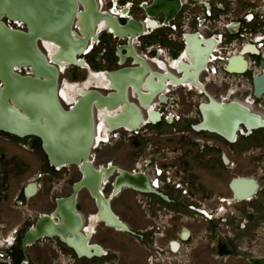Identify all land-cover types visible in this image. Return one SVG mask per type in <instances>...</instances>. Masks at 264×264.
<instances>
[{
	"label": "rangeland",
	"instance_id": "374dc122",
	"mask_svg": "<svg viewBox=\"0 0 264 264\" xmlns=\"http://www.w3.org/2000/svg\"><path fill=\"white\" fill-rule=\"evenodd\" d=\"M201 1L184 2L173 28L162 27L135 39L136 51L149 58L164 60V57L167 61L180 54L185 33L204 30L203 33L210 36L221 31L227 37L233 36L229 31L235 28L236 20L223 16L220 22L226 23L228 29L218 25L216 5H230L232 0ZM206 3L208 7L203 6ZM232 3L238 5V8L231 6L237 11L249 9L251 5L249 0ZM261 8L264 10L263 6ZM141 14L137 9L131 13L137 19L142 18ZM6 24L23 30L22 25ZM259 35L253 33L254 38ZM98 38L89 54L90 68H117L114 51L123 40L105 31ZM248 40L244 39V44L249 43ZM156 45L159 46L155 48ZM38 46L49 56L52 49H47L42 41ZM11 52L13 47L9 46V55ZM251 52L244 54L248 58V70L229 77L222 70L223 61L216 58L219 54L212 51L200 81L215 99L241 100L252 112L264 117V94L252 97L250 82L254 74L263 70L257 62L264 56V49L255 48ZM126 65H129L128 60ZM18 71L27 73L26 69ZM87 77L85 68L71 65L60 70L58 91L64 90L68 99L61 102L64 108L76 97L70 85L81 84ZM168 89L166 102H156V109H161H157L160 121L143 124L133 131H108V141H100L90 150L89 158L93 159L94 167L110 163L129 171H140L154 185V193L122 188L112 197L110 207L129 231L96 223L91 242L103 248L107 253L104 257H75L73 251L55 237L39 238L25 248L20 245V238L35 219L45 212L50 213L55 198L71 194L72 184L79 179L80 172L72 164L51 166L32 137L0 131V264H251V260H264V127L248 135L238 134L235 142H227L212 132L196 131L193 126L200 122L197 108L206 98L196 89L185 86H169ZM230 89L237 92L228 95ZM185 172L195 175L196 181H203L202 190L215 192L212 194L218 204L216 208L213 203L205 207L197 203L199 211H196L191 208L193 201L189 204L191 207L180 205L188 192V186L183 184ZM237 176L255 179L257 191L250 199L232 200L228 183ZM112 180L113 177L109 178L101 187L105 197L111 193L109 182ZM29 183H35L36 190L32 195H25L24 188ZM76 210L82 216L83 225H89L90 214L96 212V207L84 188L77 193ZM207 224L211 228L208 229ZM206 230H211L210 235ZM188 231L191 236L187 243L177 241V236H186ZM173 242L179 246L175 251L170 246Z\"/></svg>",
	"mask_w": 264,
	"mask_h": 264
},
{
	"label": "bare ground",
	"instance_id": "6f19581e",
	"mask_svg": "<svg viewBox=\"0 0 264 264\" xmlns=\"http://www.w3.org/2000/svg\"><path fill=\"white\" fill-rule=\"evenodd\" d=\"M0 1H2V0H0ZM77 1L81 2V0H75L76 6H77ZM83 1L85 2V0H83ZM6 4L9 5L10 10H9V12H7V14L9 16H11L12 21L20 23V22H23L22 21V19H23L27 22V25L29 28H31V30L35 29L37 26H39V23L41 25H44V23L46 21H48L46 19L42 21V18H46L49 16H45L44 13H43L44 17L40 16L38 14V12L36 11V6L38 4L37 1L33 2L32 0H9V1H7ZM57 6H59V5H57ZM83 6H84V11L83 12L78 11L77 10L78 7H77L76 14L74 13L75 14L74 16H78L80 14V16L82 15V16L86 17L87 18V25H88V22H90V20H89L90 16H92L93 21L102 16L98 13L94 0H88V3H86V6L85 5H83ZM62 7L60 4L59 8L62 9ZM10 11H12V12H10ZM107 19H108V22L111 24L112 29L115 31L114 34L116 36L123 37L125 35H129L131 38L135 35L136 32L140 31V24L138 22L132 21L130 24L127 23L126 25H120L115 18L107 16ZM60 26L61 25H59V27H57V28H61ZM91 26H92V20L90 22V28H91ZM4 28H7L9 30L16 29V28L8 27L4 23H2V21H0V34H1L0 35V77L3 79L4 84L6 82V84H7L6 88L9 89V92L3 91L2 93L3 94L7 93L8 95H10V97L13 101V103L11 104L13 109H11L12 111L10 109L6 110V105L4 107L1 104L2 102L0 101V125H1V127L7 129L6 124H5L6 122L12 123L10 126H12V125L14 126L15 122L13 120H16V122H20L23 118H27V125H29L30 127L31 126L36 127L35 121L37 119V121L40 122V124H42L45 128H47L51 125V123H53V121L55 120V117H56V116H54V114L50 113L49 106L47 107L49 100H48V96L46 94V92L48 91L46 84H48L50 78L48 76H46L48 74H45L46 72H44L42 69H40L37 64L32 63V64H29V66H27V67H29L30 70H33V71L37 70L38 73H41L42 75H44L43 76L44 77L43 83L45 84V86H43V88L40 87L39 89H34V90L33 89L31 90V88L24 87V88H26V90H25L21 86H19L20 84L12 85L14 83H12V81L9 80V77L6 76V74H5V72H7V69L9 67H12V68H15L14 70H16V69L20 68L17 66L18 64L25 63L26 61H32V60H30V58L26 57V55L29 53L27 52L25 45L21 44V43H20L21 45L18 46L19 48H17V49L13 48V52H11L9 55V46L10 45L6 46V43H8V42H5V41H7L8 39H3V36H2L3 33L1 31ZM48 29H50V30H46V31H49L48 33L50 35L44 34L43 37H41L40 39L53 40V41H57V40L61 39V40H64L65 42H69L70 40H72L71 35H70V31H71L70 28H68V29L63 28L62 30L58 31L56 34H54V32L57 30L56 27H53L52 29L51 28H48ZM86 31H88V30H86ZM42 32L46 33L45 31H42ZM51 33H52V35H51ZM190 40H191V44L193 45V47L198 46L197 50H199L203 54V56H201V58H200V62L197 64V66H195L198 68L196 69V71L194 70L192 80L194 82H196V84L198 83L197 85L200 88L201 92L206 93L208 95V93L205 91L203 85L199 82L198 77H199V73L201 72V70L205 67V64H206V62L209 58V55L211 53V49H210V47H206V48L202 47L200 45V40H198L195 35H192ZM16 41L17 40L9 38V44H11V46L13 45V43H18ZM186 42H188V38H187ZM83 44H84V39L79 38V41L77 43L73 44L71 49L66 50V51L64 50V55L67 57V61H68L67 63H65L66 64L65 66L71 65L72 62H77V65L86 67V64L81 59H78L77 57L74 56V53L76 51L80 50L81 49L80 47H83ZM188 47H189V45H188ZM186 48H187V46L183 49V51H185ZM19 55H20V57H18ZM129 55L133 58V61L135 63H139L140 66H138V67H136V66L135 67H129L128 66V67H122V68L110 71L109 75H110V79L112 80V86H110V89H112V91L107 93V94H103L100 91L104 96H107V97H105V98L93 97V99L91 98V100H90L91 104H92V107H91L92 108V118H93V109H95V108L107 107L110 109L111 107L114 108L115 106L119 105L122 102L125 103V107L122 108L121 112H114L112 115L100 114L101 117L105 120L106 124L110 127L109 130H113V129L120 127V126L121 127L127 126L128 128H130V130H132V129L138 127L143 122V118H142L143 115L141 113L140 108L137 107L135 104L130 103L127 100V89L131 88V83H134V93L137 95L138 100L141 101V102H139V104L143 108H145L141 104L142 100H144L143 98H146L147 96L152 95L156 92H160L161 90L164 89V87L166 85L164 81L157 82L156 80L155 81L152 80L148 84L149 89L142 88L140 86V82H142L141 80H143V79H144V81L147 80L151 76L150 74L151 73L154 74L155 72L151 71L150 68L145 63V61L140 56L136 55L132 49H130ZM119 56H120V60L122 63L124 61L125 56L124 55H119ZM45 60L48 63L46 58H45ZM54 63H55V65L50 64V63H48V65H54L56 67V65H58V64L56 62H54ZM174 65L175 64L173 63V66ZM174 67H176V66H174ZM56 69H57V67H56ZM57 71L59 74L58 69H57ZM171 73H169L167 76H165V78H171L175 83H180L182 81L181 79H183L185 77V72L183 74H181L182 72L176 71V73L178 75L180 74V76H176L173 73L172 74ZM158 74H160V73H158ZM160 75H164V74H160ZM187 75H188V73H187ZM98 78L100 79V77H98ZM169 84H171V83H169ZM188 84H187V86H188ZM169 86H171V85H169ZM169 86H168V88H169ZM256 87H258V86H256ZM168 88H167V90H168ZM141 89H143L145 91L150 90L151 92L149 94H144ZM92 90H93V88H91L87 91L81 92V95H79L76 98V102H77L79 97H80V99L78 100V102H84L83 100H85L90 94L95 93V91H92ZM97 90L99 91V89H97ZM59 95H60V93H59ZM56 97H57V88H56ZM62 99H64V98H62ZM215 100H218V99H215ZM219 101H221V100H219ZM76 102H74V103H76ZM18 106L23 108L22 113L25 116L21 120L19 119V121H17L16 116H14L15 111L18 110ZM83 106H84L83 104L80 105L79 112H83V110H84ZM241 106L246 107V108L250 107V106L248 107V105L244 104L241 100H227V101L217 102V101H214L209 96V99H207V101L201 103L200 109H201V113L203 116V120L201 119V116H200V121H202V122L199 123L196 128L199 131L204 130V131H208V132L218 134V135L226 138L228 141L232 142L237 137V135L233 133V131H234L233 126L236 125L235 122H237L239 120L243 121V123L245 124L247 129H250L251 127L260 128V127L264 126V121H263L264 118L262 117V115H260L257 112H252L249 110V112L252 113L255 118L252 119L249 116L246 117V115L240 111ZM98 112L100 113V111H98ZM38 113L40 115L39 118H38V115H36ZM10 114L13 116V119H11ZM207 114H208V118H206ZM76 117L82 118V115L78 114ZM102 118L97 120V122H98L97 135L98 136H100L101 132L104 134L106 133V128H105L106 124L104 125ZM158 118H159L158 115H157V117L154 116L152 118H148V116H147V118L145 120L147 121V123L148 122L149 123L150 122L155 123L158 121ZM258 128H256V129H258ZM244 131L242 130V132H244ZM248 133H252V131H250ZM248 133H246V134H248ZM93 141H95V138H94V120H93V136H92L91 147L94 146ZM46 143H47V146L49 149H51V150L55 149L54 144H53L51 139L46 141ZM77 149L79 150V148L76 147L72 151V153L77 151ZM59 153H61V152H59ZM54 158H55V160H58V156L57 157L55 156ZM87 161L91 162L90 160H87ZM79 166H81L80 163H79ZM113 168L116 169L115 167H113L111 165H108L104 169L101 168L102 170L95 168L96 172L98 173V176L100 177L101 184L104 183V181L106 180L107 176L111 173ZM118 170H119V175H117V178L114 182L115 192H117L120 189V187L123 185L131 187V188H135V189H140V190H147L149 188L147 181L145 178H143V176L139 177L138 174H130L124 170H120V169H118ZM92 177L93 176H91L90 174H88V172H86L84 182H82L83 184H85V186L84 187L79 186V190L81 188H85L90 193L94 194V192L90 186V185H92V181H91ZM138 178H140L141 181H138ZM103 179H105V180L103 181ZM121 179L126 180V182L120 183ZM99 192L101 193V191H99ZM101 197H102V200L98 199V197H97V206L98 207H97L96 214H98L99 218L102 219V221L104 223H106L108 226L114 227L115 229L123 230V231L125 230V227L128 229V227L122 221H120L118 219V217L111 211L110 206L108 208L107 198H104L103 196H101ZM60 198H62V199L58 200V206H57L56 211L54 213L56 218L58 217V219H59L58 224L67 225V224H69V220H70V222L72 223L70 232L71 231H73L71 233H75V231L78 232L77 231V230H79L78 227H80L79 219L81 220V217L75 211V208L73 210V206H72L73 205V199L71 198V196L60 197ZM100 204H101V207H99ZM52 219L53 218H51L50 215L42 214L39 221H37V223L34 222V224L31 227H29L30 229L28 228L29 231L26 233V235L23 239V243H24L25 247H26V245L31 244L37 237L51 236V235L60 236V234H59L60 232L56 231V228H55L56 226L54 225L55 223L52 221ZM43 224H45L46 227L42 226ZM43 227H45V228H43ZM64 242L72 245V243L68 240L64 241ZM75 250H76V248H75ZM89 251H90V249H89ZM77 253L79 255H86V256L91 255V253H89V252L85 253L84 251L82 252L78 248H77ZM252 264H264V262L255 261V262H252Z\"/></svg>",
	"mask_w": 264,
	"mask_h": 264
},
{
	"label": "flooded vegetation",
	"instance_id": "af4514ba",
	"mask_svg": "<svg viewBox=\"0 0 264 264\" xmlns=\"http://www.w3.org/2000/svg\"><path fill=\"white\" fill-rule=\"evenodd\" d=\"M152 1L153 0H140V1H138V0H111L110 2H107L106 0H94L96 9H97L98 13L102 16L98 19H95L94 21L92 19V16H90L89 20H90V22L92 20V26L93 27L91 26V28H90V22H88V25H87V18L82 16V15L80 16V14H79L78 16L73 17L72 24L70 26V30H71L70 35H71L72 40H70L69 42H65L64 40H61V39L57 40V41L38 39L37 49L40 51V53H42L45 56L48 63L55 65L54 62H56L58 64V65H56L58 70H63L67 67V66H65L66 65L65 63H67L68 61H67V57L64 55V50L66 51V50L71 49L73 44H75L79 41V38L84 39L83 51L80 54H76V57L78 59H81L86 64V67H83V66H80L77 64H72V66L85 68L88 72V77H87V80L81 84L70 85V87H69L70 90L76 94L74 102H76V98L79 95H81V92L87 91V90L94 88V87H97V89L101 88L100 90L105 91L103 94H107V93L111 92L112 89H110V86H112V80L110 79V75H109L110 71H113V70H116V69H119L122 67H128V66L129 67H135V66L138 67V66H140V64L135 63L133 61V58L129 55L130 49H132L136 55L140 56L145 61V63L147 64V66L150 68L151 71L155 72L154 74L151 73L150 74L151 76L147 80H145V81H144V79L141 80L142 82H140V86L142 88L149 89L148 84L152 80H154V81L156 80L157 82L164 81L166 84L164 89L161 90L160 92H156L152 95L147 96L146 98H143L144 100H142L141 104L145 108L140 106L139 102H141V101L138 100L137 95L134 93V83H131V88L127 89V100L130 103H133L137 107H139L141 110V113L143 115V117H142L143 122L138 127L147 123V121L145 120L147 118V116H148V118H152L154 116L157 117V115L159 117V114L152 107L153 106V98H154V96H156V98L160 99V100L157 99L159 102H163L161 100L165 99L164 94L167 91V88L169 85H171V86H178V85L185 86V87H188L190 89H196L197 91L201 92L200 88L197 85L198 83L196 84V82H194L192 80V76L194 74V70L196 71V69L198 68L195 66H197V64L200 62V58H201V56H203V54L199 50H197L198 46L193 47L190 39H191L192 35H195L196 38L198 40H200V45L204 48L210 47L211 52H212L214 50L215 45H216L215 38L214 37H212V38L200 37L196 33L190 32L185 37V43L186 44L184 45L183 49L187 46L186 50L183 51V49H182L180 54L178 55V57H176L174 59H169L167 61H164V60H160L158 58H155V59H152L150 61L147 58L141 56L136 51V46L134 45L135 39L140 38L144 35H147L149 33V31H154V30H157V29L162 28V27L173 28V21H174L175 17L177 15H179V13H181V11H182V0H180L179 10L170 20H168L167 23H165L164 22V15L162 12H159L154 16H149L146 14L145 8L147 6H149L152 3ZM225 1L230 2L231 0H225ZM85 2L88 3V0H85ZM85 2L83 0H81V2L77 1V7H78L77 10L78 11H80V12L84 11L83 5L86 6ZM219 2H221V1H219ZM232 2L236 3L237 0H232ZM232 2L230 3V5L229 4L226 5L224 3H220L219 5L216 4L217 8L219 9L218 14H217L218 18H219V24L222 25V22H220V20L223 18V16H224V18H230V19L236 20V22L234 23L236 25L235 28L232 29V31H229L231 34H233V36L229 35L227 37V35H226V38H225L223 44L228 45V44H230L229 42L232 41V42H234V44H236L237 47L241 48L240 50L243 49L244 52L245 51L249 52L251 50H254L255 48H258L259 50H263L264 49V10H261L262 9L261 7L263 6V8H264V5H263L264 0H249V2L251 3L250 8L246 9V10H242V11L241 10L237 11V9L231 8V6H233L234 8L236 6L238 8V5H234V3H232ZM206 4L207 5L203 4V6L208 7V3H206ZM136 9L140 10L142 12V14H141L142 18L137 19L136 17H133L131 15V13ZM158 15H161V16H158ZM107 16L115 18L120 25H126L127 23L130 24L132 21L138 22L140 24V31L136 32L135 35L133 37H131L132 39L130 38L129 35H128L129 38L116 36L114 34L115 31L112 29L111 24L108 22ZM6 20L7 19H4V21L6 23H11L10 21H6ZM0 21H1V19H0ZM12 22H14V24H16V25H22L23 30H25L24 23H22V22L19 23V22H15V21H12ZM2 23H4V22H2ZM6 23H4V24L8 27L19 29L17 27L7 25ZM229 25H231V24H229ZM221 29L222 28L220 27V30ZM86 30H88V31H86ZM104 31L107 32L108 34H110L113 38H116L117 40H119V39L123 40V42L117 44V46L115 47L116 49L114 51V56L117 59L116 62H117L118 67L115 69H112V70H106V69L105 70H93L90 68V65H89V54L92 52V50L97 45L98 40H99V38H98L99 34L101 32H104ZM254 32L260 33L261 35H259L257 38H254L253 37ZM223 35H225V33H222L221 36H223ZM247 35H249L250 37H247ZM187 38H188V42H186ZM243 38L249 39L250 41L252 40L253 43L249 44V45L243 44V42H244ZM39 41H42L43 43H45L47 49H49V50L52 49L49 56L41 51V49L38 46ZM188 45H189V47H188ZM158 46L159 45H156L155 48ZM119 55L125 56L124 61L122 63H121ZM210 55H211V53H210ZM210 55H209V58L205 64V67L199 73L198 80L200 83H201L200 74L202 73V71L205 70V68H207V64H208V61L210 59ZM127 60L129 61V65H126ZM261 61H264V60L259 59L257 62L258 66H261V64H260ZM131 62H134V63H131ZM173 63L175 64L174 66H176V67L173 66ZM232 65H235V63H233ZM227 67H229V65H227ZM22 69H26L27 73H29V71H30L29 67L22 68ZM262 69H263V71H261V72H264V67ZM16 70H18V69H16ZM176 71L182 72L181 74H183L185 72V77L183 79H181L182 80L180 82L181 84L175 83L171 78H165V76H167L171 72L176 76H180V74L178 75L176 73ZM158 73L164 74V75H160ZM187 73H188V75H187ZM232 73H236V72H232ZM98 77H100V79ZM58 80H59V75H58ZM250 82H251V80H250ZM169 83H171V84H169ZM90 84H94V85L91 86ZM187 84H188V86H187ZM203 87L205 89L204 85H203ZM141 90L144 94H149L151 92L150 90H147V91H145L143 89H141ZM205 91L207 92L206 89H205ZM58 92L59 91H58V85H57V98H58L60 103L63 102L62 98H64L65 100H68L67 96H66V92L64 90H62L60 92V95ZM202 94L204 95L203 92H202ZM208 95L214 101L221 102L219 100H215V98L212 97L209 93H208ZM131 97L134 99H131ZM204 97L206 98V96H204ZM205 101H207V99ZM205 101H202V102H205ZM124 107H125V103L122 102L119 105L115 106L114 108L111 107L110 109L107 107L93 109L94 138H95V141H93L94 146L97 145L99 143V141L103 140L104 135H107L108 131H111V130H109L110 127L106 124L105 120L101 117L100 114L112 115L114 112H121L122 108H124ZM98 111H100V113ZM95 113L98 114V117H99L98 119L102 118L104 125L106 124L105 125L106 133L104 134L101 132L100 136L97 135L98 122L95 119ZM206 118H208V114H207ZM263 121H264V119H263ZM138 127H136V128H138ZM136 128H134V129H136ZM115 129H123V130H127V131H133L134 130V129L130 130V128H128L127 126H124V127L120 126V127L115 128ZM115 129H113V130H115ZM236 138L232 142H235ZM88 160H90L89 157H88ZM109 165L115 167L116 169L124 170L130 174H138L139 177L143 176V178L146 179L147 184L149 186V188L147 190H140V189H135V188H131V187L123 185L120 187V189L112 197H114L118 192H120V190L122 188H128L131 190L134 189L133 191L138 192V193H154V191H153L154 185L151 184L149 178L147 177V175L145 173L140 172V171H129V170H126V169H123L120 167H116L113 164H109ZM107 166L108 165H99L95 168L100 170L101 168L104 169ZM117 175H119V173H116L114 170L110 176L111 177L113 176V178H114ZM183 178H184L183 184L188 186V192H187L186 196L184 195L183 201L181 202L180 205L186 206V207H191L189 204L191 201H193L194 204L195 203L196 204L195 205L193 204V206L191 208L195 209L196 211H199V209H196L198 204H200V206H202V207H205L207 203H213V205L216 204V198L214 196L215 192H212L214 194L213 195L211 192L208 193L205 190H202V184H203L202 180H198L199 181L198 182V181H196L195 175H191L189 173L186 174V172L184 173ZM104 180L105 179H103V181ZM138 181H141L140 178H138ZM104 182H106V180ZM125 182H126V180H123V179L120 180V183H125ZM109 183L111 186V182H109ZM81 189H83V188H81ZM86 191L88 192V194H90V197L92 198L93 203L95 205V201H94L95 198L91 196V193L87 189H86ZM101 194L104 198H107L104 196L103 192H101ZM192 196H194L195 198H192ZM112 197L110 198V200L112 199ZM58 198H60V197H58ZM232 200H236V199L233 197ZM172 201H173V198H172ZM236 201H240V200H236ZM75 204H76V202H75ZM177 204H179V203H177ZM109 206H110V201H109ZM217 206H218V204H216L214 206V208H216ZM54 207H55V202L53 204L52 210L54 209ZM99 207H101V204L99 205ZM52 210L50 211V213L52 212ZM75 211L81 217V224H80L79 230H77L78 232H76V231H75V233H71L73 231L70 232L71 226H72V223L70 222V220H69V224H67V225L58 224V220H59L58 217L56 219L53 218L52 221L55 223L54 225L56 226L55 227L56 231L60 232L59 237H61L64 241H67V240L70 241L72 243V245L76 248V251L78 248L82 252L84 251L85 253H88V252L91 253L90 256H86V255L78 256L73 248L69 247L60 238L57 237L58 235L41 236L39 238H42V237H55V238H57L59 242H61L66 247H68L71 251H73L72 253L75 255V257L92 259L94 257L106 256L107 253L103 250V248L100 245H98L94 242H91V236L95 231V225L97 222H103L102 219H100L98 214H96V212H95V213L90 214V224L89 225H85V224L83 225V219H82L81 214L76 210V208H75ZM96 211H97V207H96ZM49 214H47V215H49ZM93 221H95V222H93ZM209 223L212 224L211 221ZM104 224L106 226H108L106 223H104ZM209 225L210 224H207L208 229L211 228ZM42 226L46 227L45 224H43ZM45 227H43V228H45ZM109 227H111V226H109ZM112 228H114V227H112ZM116 230H118V229H116ZM188 233H189V231H188ZM210 233H211V230H206L207 235H210ZM190 236H191L190 233L187 234L186 236L184 234H181V235L177 236L178 240L177 239L176 240L180 241V242H183V241L186 242L188 239H190ZM203 236L206 237L205 232H204ZM22 237L20 238V243H21ZM39 238H37V239H39ZM37 239H35V240H37ZM35 240L32 243H34ZM28 245H30V244H28ZM170 246H171V249L174 251L176 249V246L179 247L178 244H176V242L175 243L173 242V244H171ZM89 249H90V251H89Z\"/></svg>",
	"mask_w": 264,
	"mask_h": 264
},
{
	"label": "water",
	"instance_id": "95a60500",
	"mask_svg": "<svg viewBox=\"0 0 264 264\" xmlns=\"http://www.w3.org/2000/svg\"><path fill=\"white\" fill-rule=\"evenodd\" d=\"M7 1L9 0H2L0 1V19L2 22L4 19H7L6 21L12 22L11 16L7 14L9 12V5H7ZM37 1L38 4L36 6V11L40 16H43V13L45 16H49L46 18H42L43 20H48L44 23V25H41L39 23V26H37L35 29H32L28 27L27 22L22 19V23L25 25V30L22 29H12L9 30L7 28L2 29V36L3 39H8L5 42L6 46L9 44V38H12L14 40H17L18 43H13V48H19L18 46L21 44H24L26 47V50L29 54L26 55L27 58H30L32 61H26L25 63H20L17 66L20 67L18 70L22 68H26L29 66V64L35 63L39 66L40 69H42L45 74H48L50 78L47 85L48 91L46 92L48 96V105L50 109V113L54 114L55 120L51 125L47 128H45L40 122L36 119V127L35 126H29L27 125V118L22 113L23 108L18 106V110L15 111L14 116H16L17 121L19 119L22 120L20 122H16V120H13L15 122V125L10 126L12 123L6 122L7 129L1 127L0 125V131L6 132L8 134L17 136V137H24V136H35L40 141V147L43 153L46 156V159L48 163L51 166L59 167L63 165H76L80 172L79 179L72 184V192L69 196L73 199V210L75 208V202L77 193L79 191V186L84 187V182L86 172L93 176L91 178L92 185L91 189L93 190L94 194L91 193V196L94 197L95 206H97V197L98 199L102 200V195L99 192L101 187V180L98 176V173L95 170V167L93 166L92 162H88L89 153L91 150V143H92V136H93V118H92V104H91V98L98 97V98H105L107 96H104L100 91L97 90V87H94L92 91H95V93L90 94L84 102H78L80 97L78 98L77 102L74 104H71L68 106V108H64L62 104L59 102V100L56 97V88H57V82H58V71L54 65H48V63L45 60V57L40 51L37 49V41L41 37H43L44 34L50 35L46 30H50L48 28L56 27V31L54 34H56L58 31L62 30L63 28H70L72 24L73 16L76 14V2L75 0H32ZM197 1V0H195ZM61 4L62 9L59 8ZM63 4V5H62ZM59 5V6H57ZM180 8V0H153L152 3L145 8V12L149 16H154L159 12H162L164 15V22L167 23L168 20H170L179 10ZM8 10V11H7ZM63 11V12H62ZM12 12V11H10ZM75 13V14H74ZM118 22V21H117ZM57 25V26H56ZM61 25V28H57ZM45 31L46 33L42 32ZM1 35V34H0ZM52 35V33H51ZM187 36V35H186ZM185 36V37H186ZM123 37H128V35H125ZM21 43V44H20ZM81 49L76 51L74 53V56L76 57V54H80L83 51V47H80ZM20 57V55L18 56ZM25 58V57H24ZM78 61V60H77ZM134 63V62H132ZM235 63V65H232ZM71 64H77V62H72ZM261 66L264 67V61H261ZM36 65V66H37ZM229 67L228 70L232 72H242L245 69V61L243 60L242 56H234L229 59ZM15 68L9 67L7 69V72H5L6 76L9 77V80L12 81V85L20 84L23 89L26 90V88L33 89H39L40 87L43 88L45 84L43 83V76L41 73H38L37 70H30L29 73L26 74H20L18 70H14ZM7 81V80H6ZM252 87H253V96L260 97L262 94H264V72H261L260 74L254 75L252 77ZM7 84L3 82V79L0 77V101L1 104L5 107L6 110L13 109L12 108V99L10 95L3 94V91L9 92V89L6 88ZM258 86V87H256ZM26 87V88H24ZM7 89V90H6ZM46 89V90H47ZM96 89V90H95ZM101 89V88H98ZM36 91V90H35ZM34 92V91H33ZM206 94V93H205ZM207 99H209V96L206 94ZM83 104V112H79L80 105ZM201 103L198 106L199 115L201 116V119L203 120V116L200 109ZM12 111V110H11ZM240 111L250 118H255L252 113L249 112V109L246 107L240 108ZM9 112V111H8ZM78 114L82 115V118H77L76 116ZM11 115V114H10ZM39 118V113L36 114ZM11 119H13V116L11 115ZM79 122V123H78ZM200 121L199 123H201ZM198 123V124H199ZM236 125L233 126V133L238 135L242 134V128L245 129V134L255 130L256 128L251 127L250 129H247L243 121L239 120L235 122ZM194 125L193 128L198 131L196 128L197 125ZM261 128V127H260ZM20 132V133H19ZM249 134V133H248ZM218 135V134H217ZM220 136V135H218ZM222 137V136H220ZM224 140L228 141L226 138L222 137ZM49 139L52 140L54 144L53 150L49 149L47 146L46 141ZM230 142V141H229ZM78 147L79 150L72 153V151ZM64 151V152H63ZM61 152V153H59ZM58 156V160H55L54 157ZM79 163L81 166H79ZM115 170L116 173H119L118 169H112L111 173ZM111 173L107 176L106 180L110 177ZM117 176H115L111 182V194L109 197H107L108 200V208H109V201L110 198L116 193L114 190V182L116 180ZM229 190L231 192L232 197H234L237 200L243 201L250 199L257 191V183L255 179L251 177L246 176H237L232 178L228 183ZM36 190L35 183H29L24 188V194L25 195H32ZM134 190V189H132ZM137 191V190H136ZM140 192V191H139ZM96 194V195H95ZM62 198H56L55 199V207L52 210V212L49 214L52 218H56L55 211L58 206V200H61ZM41 218V215L38 216L35 220V223L39 221ZM79 224H81V220L79 219ZM30 229V228H29ZM27 229L25 233L23 234V237L21 239V246L25 248V245L23 243V239L26 235V233L29 231ZM79 229V227H78ZM126 232L129 230L125 227ZM60 238L63 242L64 240ZM39 238V237H37ZM36 238V239H37ZM65 243V242H64ZM67 244V243H65ZM69 247L75 248L67 244ZM77 253V251L75 250ZM78 256H81L77 253ZM255 261H261L264 262V260H251L250 263Z\"/></svg>",
	"mask_w": 264,
	"mask_h": 264
},
{
	"label": "built area",
	"instance_id": "2783aa9c",
	"mask_svg": "<svg viewBox=\"0 0 264 264\" xmlns=\"http://www.w3.org/2000/svg\"><path fill=\"white\" fill-rule=\"evenodd\" d=\"M186 1H188V0H182V6H183V3L184 2H186ZM202 2V1H201ZM218 25H219V21H218ZM219 27V26H218ZM221 27H224V28H226V29H228V25L226 24V23H224V22H222V25H221ZM222 30V29H221ZM204 31V30H203ZM203 31H198V32H193V33H196L198 36H200V37H206V38H212V37H214L215 38V40H216V45H215V47H214V50H213V52L215 51V52H217L219 55L218 56H216V58L217 59H220L221 61H223V68H222V70L224 71V72H226V74L228 73V75H230L229 77H232V76H235V75H240V74H243L245 71H247L248 70V68H249V66H248V58H246L245 57V53L247 52V51H243V49L242 50H240L241 48H239V47H237L236 46V44H234V42H229L230 44H228L229 46H230V48H227L228 47V45H225V44H223V42H224V40H225V38H226V35H223V36H221L222 35V33L223 32H221V31H219V32H217V33H213L212 35H210V36H206L204 33H203ZM190 33V32H189ZM188 33H185V34H183V41L185 40V36L187 35ZM231 34V33H230ZM249 41V43H245V44H252L251 42H250V40H248ZM243 44H244V42H243ZM223 51H225V55H223ZM249 52H251V51H249ZM212 53V52H211ZM252 53V52H251ZM141 55V54H140ZM238 55H240V56H242V58H243V60L245 61V70L243 71V72H236V73H232V71H229L228 70V68H227V65L229 64V59L230 58H232V57H234V56H238ZM141 56H143V57H145V58H147L148 60H152V59H155V58H149L147 55H145V54H142ZM157 58V57H156ZM163 59L166 61V59L163 57ZM211 59H209V61H210ZM261 60H264V56H262V58H261ZM208 61V62H209ZM259 68L260 69H262V67L261 66H259ZM247 69V70H246ZM204 71H206V68H205V70ZM263 71V70H262ZM203 72V71H202ZM254 75H256V74H254ZM220 82H222V80H220ZM227 82V81H226ZM229 82H232L231 80H229ZM169 90V89H168ZM168 90L165 92V95L167 96V94L166 93H168ZM234 89H230V90H227V94L228 95H234L235 94V92H237V91H233ZM219 99V98H218ZM221 101H224V99H220ZM154 107H155V109H156V103L154 104ZM250 108V107H249ZM157 109H159V111H161V109L160 108H157ZM156 109V110H157ZM158 111V110H157ZM264 118V117H263Z\"/></svg>",
	"mask_w": 264,
	"mask_h": 264
},
{
	"label": "trees",
	"instance_id": "16d2710c",
	"mask_svg": "<svg viewBox=\"0 0 264 264\" xmlns=\"http://www.w3.org/2000/svg\"><path fill=\"white\" fill-rule=\"evenodd\" d=\"M29 137H32L33 139H35V141H36L37 143H39V145H40L39 139H38L37 137H34V136H29ZM36 142H35V143H36ZM37 143H36V144H37Z\"/></svg>",
	"mask_w": 264,
	"mask_h": 264
},
{
	"label": "crops",
	"instance_id": "0c3cea01",
	"mask_svg": "<svg viewBox=\"0 0 264 264\" xmlns=\"http://www.w3.org/2000/svg\"><path fill=\"white\" fill-rule=\"evenodd\" d=\"M111 208V207H110ZM112 210V209H111ZM45 214H49V212H45ZM115 214V213H114ZM116 215V214H115ZM117 216V215H116ZM210 232V231H209Z\"/></svg>",
	"mask_w": 264,
	"mask_h": 264
}]
</instances>
